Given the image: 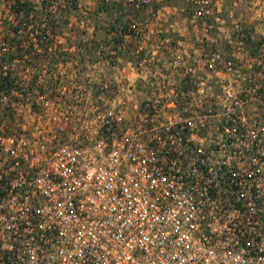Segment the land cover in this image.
I'll return each mask as SVG.
<instances>
[{"label":"built area","instance_id":"1","mask_svg":"<svg viewBox=\"0 0 264 264\" xmlns=\"http://www.w3.org/2000/svg\"><path fill=\"white\" fill-rule=\"evenodd\" d=\"M2 37L0 264H264V32L174 57L181 80L104 110L88 144L55 135L52 92L10 81L27 55L2 62Z\"/></svg>","mask_w":264,"mask_h":264},{"label":"rangeland","instance_id":"2","mask_svg":"<svg viewBox=\"0 0 264 264\" xmlns=\"http://www.w3.org/2000/svg\"><path fill=\"white\" fill-rule=\"evenodd\" d=\"M11 1H0V33L3 39L9 38L8 42L13 38L5 29V23L14 21L8 11ZM20 1L32 4L35 10L42 0ZM53 2L62 4V0ZM98 2L77 0L78 10L68 17L67 24L66 16L55 32L47 33L40 42L28 30L13 45L7 44L12 54L16 52L15 59L27 55L26 60L12 62L10 81L19 80V90L32 96L37 91L52 92L66 111L65 121L55 126V135L68 142L88 144L95 139L100 126L97 116L106 109L120 111L126 118L137 116L146 100L163 92L157 85L159 79L165 77L171 83L181 80L171 69L174 57L192 62L212 49L228 56L229 38L264 32V0H138L144 4L154 2L159 5L158 11L152 14L151 7L142 20L122 19L128 20L129 32L134 33L123 39L122 48L127 54L112 58L113 35H108V29L119 15L95 16ZM111 2L120 4L122 0ZM31 21L28 18L23 22L30 25ZM48 41L49 51L42 55L44 48L39 44ZM18 42L21 46L17 47ZM122 62L131 67L122 69Z\"/></svg>","mask_w":264,"mask_h":264},{"label":"trees","instance_id":"3","mask_svg":"<svg viewBox=\"0 0 264 264\" xmlns=\"http://www.w3.org/2000/svg\"><path fill=\"white\" fill-rule=\"evenodd\" d=\"M151 7L152 14H155L158 11L159 5L155 4L154 2L144 4L142 2H138V0H122L120 4L111 2V0H100V2H98L94 11L95 16L99 14H105L106 16H113L114 14L119 15L117 16L118 18H114L113 22L109 24L108 29V35H113L110 43V54L114 53L112 58H116L114 57L115 54L119 55V57L125 56L127 54V52H125L122 48L123 39L126 36H131L134 33L129 32L130 25L128 24V20L123 21L122 19H126L128 17L134 18L135 20H142L147 9ZM77 10V0H62V4L60 5L55 4L53 0H42L38 8H36L35 10L32 4L21 2L20 0H12L8 4V11L14 18L16 24H14V21L5 23L6 31L13 37L9 42L11 43V45H13L15 42H17V38L23 36L28 30V32L32 34L35 33L38 42H40V39H42V37L47 33H54L58 22H63L62 19L66 16L67 18L66 20H64V24H67L68 17L72 13H76ZM28 18H32L33 21H31L30 25L26 24V22H23ZM29 26H31V28H29ZM8 40H5L6 43L8 42ZM9 42L7 43L8 45ZM15 45L17 47L19 45L21 46L19 42ZM49 45V41L39 44V46L44 48L42 55H45L49 51L47 48ZM29 46H33V44L29 43ZM20 53L21 49L19 55ZM30 53L31 52L28 51V54ZM14 54H16V52ZM11 55L12 52L6 54L2 59V62L5 61L7 63H11L13 59V56Z\"/></svg>","mask_w":264,"mask_h":264},{"label":"crops","instance_id":"4","mask_svg":"<svg viewBox=\"0 0 264 264\" xmlns=\"http://www.w3.org/2000/svg\"><path fill=\"white\" fill-rule=\"evenodd\" d=\"M142 48H139V50H141ZM157 54L158 53V51L157 52H154V54ZM155 58L154 59H156L157 60V58L159 57V53L157 54V56H154ZM117 59H118V57H117ZM117 59L115 60V61H117ZM118 61H119V59H118ZM114 64V63H113ZM122 66H121V68L122 69H124V68H126L125 70H127V68L129 69V67H131L130 65V63H127V62H125V63H123L122 62V64H121ZM150 65V64H149Z\"/></svg>","mask_w":264,"mask_h":264}]
</instances>
